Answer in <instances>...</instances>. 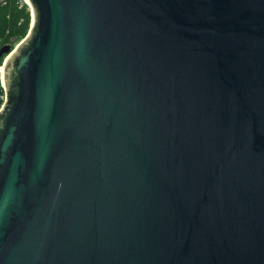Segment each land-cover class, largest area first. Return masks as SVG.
<instances>
[{"label": "water", "instance_id": "obj_1", "mask_svg": "<svg viewBox=\"0 0 264 264\" xmlns=\"http://www.w3.org/2000/svg\"><path fill=\"white\" fill-rule=\"evenodd\" d=\"M26 3L0 264H264V0Z\"/></svg>", "mask_w": 264, "mask_h": 264}, {"label": "trees", "instance_id": "obj_2", "mask_svg": "<svg viewBox=\"0 0 264 264\" xmlns=\"http://www.w3.org/2000/svg\"><path fill=\"white\" fill-rule=\"evenodd\" d=\"M29 24L27 7L21 0H0V49L20 39L26 33ZM5 54L0 57V61ZM3 91L0 88V103Z\"/></svg>", "mask_w": 264, "mask_h": 264}, {"label": "rangeland", "instance_id": "obj_3", "mask_svg": "<svg viewBox=\"0 0 264 264\" xmlns=\"http://www.w3.org/2000/svg\"><path fill=\"white\" fill-rule=\"evenodd\" d=\"M22 2H23V4H25L26 5V7H27V10H28V13H29V24H28V27H27V29H26V33L24 34V36L23 37H21L20 39H13L12 40V42H11V44H8L9 46H10V48L12 49V50H14L16 47H17V45H18V43L28 34V31H29V28H30V26H31V24H32V17H33V14H32V10H31V7L26 3V0H21ZM5 57H6V54H5ZM1 63V62H0ZM3 91V90H2ZM3 99V97H1V100ZM4 100V99H3Z\"/></svg>", "mask_w": 264, "mask_h": 264}, {"label": "built area", "instance_id": "obj_4", "mask_svg": "<svg viewBox=\"0 0 264 264\" xmlns=\"http://www.w3.org/2000/svg\"><path fill=\"white\" fill-rule=\"evenodd\" d=\"M5 59L6 57H4L0 62V85H1V82H2V77H3V67H4V62H5ZM3 90V89H2ZM2 97L4 99V90H3V94H2ZM3 99H2V102L0 103V107L3 103Z\"/></svg>", "mask_w": 264, "mask_h": 264}]
</instances>
